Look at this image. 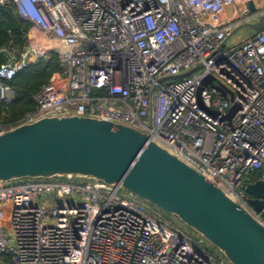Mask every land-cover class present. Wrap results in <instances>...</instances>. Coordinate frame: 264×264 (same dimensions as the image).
Returning a JSON list of instances; mask_svg holds the SVG:
<instances>
[{
    "label": "built area",
    "instance_id": "built-area-1",
    "mask_svg": "<svg viewBox=\"0 0 264 264\" xmlns=\"http://www.w3.org/2000/svg\"><path fill=\"white\" fill-rule=\"evenodd\" d=\"M6 4L30 28L23 51L0 65V101L37 57L56 54L58 70L33 95L34 109L0 123V134L66 115L145 131L264 223L241 182L251 172L264 179V26L229 41L264 15V0ZM120 190L62 178L0 184V264H227Z\"/></svg>",
    "mask_w": 264,
    "mask_h": 264
},
{
    "label": "water",
    "instance_id": "water-1",
    "mask_svg": "<svg viewBox=\"0 0 264 264\" xmlns=\"http://www.w3.org/2000/svg\"><path fill=\"white\" fill-rule=\"evenodd\" d=\"M252 9L251 3L247 4ZM264 15L243 27L257 31ZM212 77L201 80L197 95ZM211 86L220 91L222 86ZM233 105L223 118H230ZM216 116L214 111H210ZM89 179L174 215L229 264H264V223L222 189L149 139L145 131L86 116L41 117L0 134V184L22 179ZM249 204L264 206V179L246 182Z\"/></svg>",
    "mask_w": 264,
    "mask_h": 264
},
{
    "label": "trees",
    "instance_id": "trees-1",
    "mask_svg": "<svg viewBox=\"0 0 264 264\" xmlns=\"http://www.w3.org/2000/svg\"><path fill=\"white\" fill-rule=\"evenodd\" d=\"M29 28L30 23L18 15L14 5H0V65L7 60L8 52L23 51ZM57 70V55L47 53L15 73L7 82L11 89L10 99L0 101V123L14 125L25 113L32 111L33 95ZM245 176L247 182H254L259 177L257 172ZM261 218L264 222V206L261 209Z\"/></svg>",
    "mask_w": 264,
    "mask_h": 264
},
{
    "label": "rangeland",
    "instance_id": "rangeland-1",
    "mask_svg": "<svg viewBox=\"0 0 264 264\" xmlns=\"http://www.w3.org/2000/svg\"><path fill=\"white\" fill-rule=\"evenodd\" d=\"M238 34H240V31H237L236 33H234L232 35V37L229 39V41H231L232 39L236 38V36ZM76 180L79 181V182H83V183L91 182V180H89V179H76ZM241 182H242V184H245L247 182L246 176L242 177ZM121 192L124 194V196L126 198H130L132 200H135L139 204L144 205L146 208H148L151 211V213L157 215L159 219H161V220H163L165 222H168L169 224L173 225L174 227L180 229L184 234H186V236L190 239V241L196 243L198 246L208 250L209 252L214 253L217 257L224 258L212 245H210L209 243L204 241L201 238V236H199L196 232H194L189 227H187L185 224H183L174 215H169V214H166V213L162 212L161 210L157 209L156 207H154V206L148 204L147 202L142 201L141 199H139V198L135 197L134 195L130 194L128 191L123 190ZM227 264H229V263L227 262Z\"/></svg>",
    "mask_w": 264,
    "mask_h": 264
}]
</instances>
